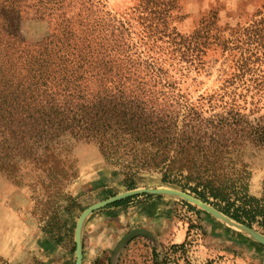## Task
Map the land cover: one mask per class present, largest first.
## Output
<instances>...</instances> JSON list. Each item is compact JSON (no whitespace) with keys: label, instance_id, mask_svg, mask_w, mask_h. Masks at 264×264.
Instances as JSON below:
<instances>
[{"label":"trees","instance_id":"trees-1","mask_svg":"<svg viewBox=\"0 0 264 264\" xmlns=\"http://www.w3.org/2000/svg\"><path fill=\"white\" fill-rule=\"evenodd\" d=\"M49 3L62 4L35 1L44 9ZM143 4L136 7H142L140 14L152 5L149 13L159 8L156 12L162 17L154 16L140 30L85 8V16L78 14L72 22L77 28L69 17L60 18L43 40L22 45L15 33L20 7L14 0H0V139L14 136L6 149L43 152L51 163L48 170L53 173L56 163L61 164L64 176L74 174L73 147L93 145L131 187L138 175L155 172L162 182L264 232V186L260 197L249 192L251 170L246 161L264 152V107L255 104L244 112L233 88L258 56L248 49L246 56L239 53L236 29L228 37H217V45L229 51L232 70L225 73L222 87L204 90L191 100L181 91L178 77L189 74L191 67L196 74L206 72L203 56L212 44L213 21L205 19L184 35L165 21L176 0ZM256 23L247 34H258ZM161 37L170 41L168 50L179 67L173 79L160 64L167 53L157 45ZM255 42L264 44V30ZM258 85L264 95V80ZM17 135L21 143H16Z\"/></svg>","mask_w":264,"mask_h":264},{"label":"rangeland","instance_id":"rangeland-1","mask_svg":"<svg viewBox=\"0 0 264 264\" xmlns=\"http://www.w3.org/2000/svg\"><path fill=\"white\" fill-rule=\"evenodd\" d=\"M35 1L14 0L20 7L15 33L22 45L43 40L61 22L60 18L69 17L72 27L77 28L72 22L78 14L85 16V8L98 16L105 14L107 18L129 22L136 30L153 21L159 10L155 8L150 14L155 6L148 5V11L140 14L144 0H61L59 5L49 3L47 9L38 7ZM140 5L141 9L136 10ZM263 16L264 0H176V8L164 19L181 34H192L205 19L213 21L209 23L212 44L203 56L206 72L196 74L191 67L189 74L178 77L181 91L194 100L204 90L223 86L232 62L229 51H223L216 39L228 37L236 29L239 53L246 56L248 49L258 56L233 84L240 95L238 102L244 112L255 104L264 107V95L258 91V84L264 80V44L255 42L264 30V21L258 25ZM253 23L258 26L257 35L247 34ZM157 45L163 48L161 52H167L160 64L173 79L179 67L168 50L171 43L161 37ZM183 66L187 67L185 63ZM14 140L9 135L0 139L4 146L0 147V264H74V228L86 207L129 189L177 188L162 182L155 172L138 175L131 187L116 167L103 161L95 146L85 143L75 145L71 151L72 176H64L58 163L52 173L43 152L6 149ZM16 143H21L20 135ZM246 161L251 170L249 192L260 197L264 152L249 155ZM131 197L124 204H108L86 217L81 232V264H258L256 256L264 258L263 245L228 224V219L220 220L189 201L166 194ZM154 201L171 203L169 210L161 217V224H143L137 214L143 215ZM253 228L264 234L256 224Z\"/></svg>","mask_w":264,"mask_h":264},{"label":"water","instance_id":"water-1","mask_svg":"<svg viewBox=\"0 0 264 264\" xmlns=\"http://www.w3.org/2000/svg\"><path fill=\"white\" fill-rule=\"evenodd\" d=\"M142 193L154 194V195L166 194V195L178 196V197H180L186 201H189V202L199 206L200 208L204 209L205 211L209 212L212 216H214L220 220H223L225 222L227 219L230 220V223H228V224H230L233 227L237 228L238 230L246 233L252 239H254L255 241H257L258 243H260L261 245L264 246V234L260 233L259 231H257L253 227H249L246 224H242V223H239V222L232 220L231 218L224 215L222 212H220L219 210H217L216 208H214L210 204L203 202L202 200H200L199 198L195 197L194 195H192L188 192H185V191H183L181 189H177V188H169V187H163V186L142 187V188H134V189L125 190V191H122V192L115 194L111 197H108L106 199L95 202V203L89 205L88 207H86L80 213V215L76 221L75 228H74V243H75V251H74L75 261H74V264H81V261H82L81 232H82V225H83V222L86 219V217L88 215H90L91 213H93L94 211H96V210H98V209H100V208H102L108 204H112L114 202L125 199L127 197H131V196H134L137 194H142Z\"/></svg>","mask_w":264,"mask_h":264},{"label":"crops","instance_id":"crops-1","mask_svg":"<svg viewBox=\"0 0 264 264\" xmlns=\"http://www.w3.org/2000/svg\"><path fill=\"white\" fill-rule=\"evenodd\" d=\"M171 203L169 202H164V201H154V203H150V205L148 206L150 209H146L143 212V215L137 214V216L142 219L144 222H142L143 224H156L160 223L161 224V220H162V216L165 215L168 212V208L170 206ZM155 227V225H154ZM252 249V248H249ZM260 255V254H259ZM264 260V258L262 256H256V258L259 259V261H257L258 264L264 263L263 261H260V258Z\"/></svg>","mask_w":264,"mask_h":264},{"label":"bare ground","instance_id":"bare-ground-1","mask_svg":"<svg viewBox=\"0 0 264 264\" xmlns=\"http://www.w3.org/2000/svg\"><path fill=\"white\" fill-rule=\"evenodd\" d=\"M163 187H167V186H163ZM169 188H172V187H169ZM230 221V220H229Z\"/></svg>","mask_w":264,"mask_h":264}]
</instances>
